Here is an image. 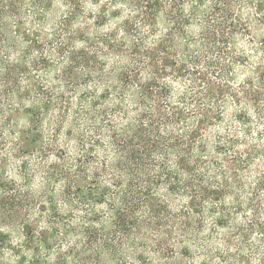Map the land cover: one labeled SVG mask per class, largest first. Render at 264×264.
<instances>
[{"label":"trees","instance_id":"16d2710c","mask_svg":"<svg viewBox=\"0 0 264 264\" xmlns=\"http://www.w3.org/2000/svg\"><path fill=\"white\" fill-rule=\"evenodd\" d=\"M0 264H264V0H0Z\"/></svg>","mask_w":264,"mask_h":264}]
</instances>
